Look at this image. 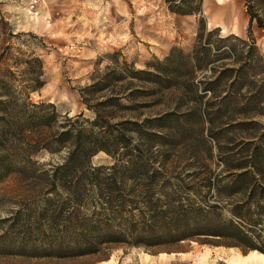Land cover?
I'll use <instances>...</instances> for the list:
<instances>
[{"label": "trees", "instance_id": "1", "mask_svg": "<svg viewBox=\"0 0 264 264\" xmlns=\"http://www.w3.org/2000/svg\"><path fill=\"white\" fill-rule=\"evenodd\" d=\"M164 1L200 17L192 50L174 47L146 69L120 52L101 58L78 90L90 116L33 102L46 85L42 60L17 64L18 80L0 55V179L66 152L41 172L40 212L0 219V258L95 264L87 259L108 260L115 247L186 241L264 255V55L251 31L256 21L264 32V17L249 7L247 36H222L208 30L204 0ZM191 140L213 144L231 170H168ZM101 153L111 166L93 165Z\"/></svg>", "mask_w": 264, "mask_h": 264}, {"label": "rangeland", "instance_id": "2", "mask_svg": "<svg viewBox=\"0 0 264 264\" xmlns=\"http://www.w3.org/2000/svg\"><path fill=\"white\" fill-rule=\"evenodd\" d=\"M210 5L206 10L203 5L209 31L220 28L215 20L217 0H210ZM225 6V13L222 11L219 17L226 24L237 25L233 2ZM235 6L244 24L235 32L232 28H220L221 35L245 38L250 27L249 7L264 17V3L236 0ZM199 21L198 16L172 14L164 0H0V55L7 54L3 69L10 68L18 80L24 78V67L17 64L32 58L42 60L46 85L40 93L31 94L33 102L55 104L63 115L85 112L90 116L78 90L90 83L101 58L120 52L128 62L135 63L137 69H146L147 63L163 61L174 47L190 52L195 45ZM251 31L264 55V32L256 21ZM107 64L108 61H104L100 68ZM65 156L66 152L55 155L42 152L34 158L39 161L40 170L36 173L14 170L2 177L0 219L38 214L44 204L42 194L46 188L41 172L52 174L54 170L49 169L61 164ZM221 160L213 144L191 140L173 149L167 163L168 170H231V163L224 165ZM112 164L104 153L93 159L94 166ZM253 256L252 251L244 253L236 247L186 241L150 250L115 247L108 260L90 258L87 261L95 264H259ZM0 264L57 262L0 258Z\"/></svg>", "mask_w": 264, "mask_h": 264}, {"label": "crops", "instance_id": "3", "mask_svg": "<svg viewBox=\"0 0 264 264\" xmlns=\"http://www.w3.org/2000/svg\"><path fill=\"white\" fill-rule=\"evenodd\" d=\"M229 2H233V7H234V10H235L234 11L235 12V15L238 16V20H237L238 21L237 22L238 24L237 25H234L233 24L234 22H231V23L226 24L224 22V19H221L219 17V14L222 13V11H223V14L225 13L224 12V10L226 8L225 4H228ZM235 3H236V0H217V5L215 7V20L219 22L218 27H220V28H225V27L232 28L233 31L235 32V31H239L240 28L243 26L244 20L242 19V17H240V14H239L240 11L235 6ZM210 6H211L210 5V0H205L204 1V9L206 10L207 7H210ZM234 18H235V16H234ZM255 263L264 264L263 262H261L259 260H256Z\"/></svg>", "mask_w": 264, "mask_h": 264}, {"label": "bare ground", "instance_id": "4", "mask_svg": "<svg viewBox=\"0 0 264 264\" xmlns=\"http://www.w3.org/2000/svg\"><path fill=\"white\" fill-rule=\"evenodd\" d=\"M252 254L254 255L253 257H255L254 259H258L259 261L264 263V256L262 254L257 252H252Z\"/></svg>", "mask_w": 264, "mask_h": 264}]
</instances>
